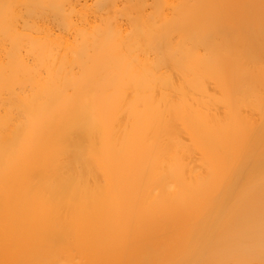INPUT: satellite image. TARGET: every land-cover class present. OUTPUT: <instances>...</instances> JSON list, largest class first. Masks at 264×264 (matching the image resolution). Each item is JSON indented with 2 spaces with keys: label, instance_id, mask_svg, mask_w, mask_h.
<instances>
[{
  "label": "bare ground",
  "instance_id": "6f19581e",
  "mask_svg": "<svg viewBox=\"0 0 264 264\" xmlns=\"http://www.w3.org/2000/svg\"><path fill=\"white\" fill-rule=\"evenodd\" d=\"M0 264H264V0H0Z\"/></svg>",
  "mask_w": 264,
  "mask_h": 264
}]
</instances>
